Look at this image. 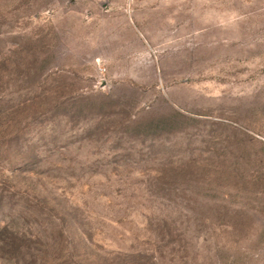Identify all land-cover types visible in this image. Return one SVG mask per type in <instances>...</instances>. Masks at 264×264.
I'll return each instance as SVG.
<instances>
[{
  "label": "rangeland",
  "instance_id": "obj_1",
  "mask_svg": "<svg viewBox=\"0 0 264 264\" xmlns=\"http://www.w3.org/2000/svg\"><path fill=\"white\" fill-rule=\"evenodd\" d=\"M0 264H264V0H0Z\"/></svg>",
  "mask_w": 264,
  "mask_h": 264
}]
</instances>
